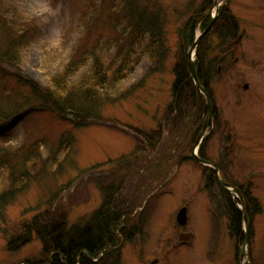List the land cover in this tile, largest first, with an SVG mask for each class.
<instances>
[{
    "label": "rangeland",
    "instance_id": "1",
    "mask_svg": "<svg viewBox=\"0 0 264 264\" xmlns=\"http://www.w3.org/2000/svg\"><path fill=\"white\" fill-rule=\"evenodd\" d=\"M189 1H148L150 10L165 11V43L161 51L157 49L165 53L164 59L152 60L148 42L135 47L127 71H132L134 63L136 68L109 94H103L104 100L110 95L115 102L105 100L101 119L81 126L74 118L63 119L53 112L23 113L9 122L12 132L5 143L0 127V149L16 153L23 145L37 143L34 153L38 150L40 155L29 168L31 180L24 189L0 206V264L50 260L52 254L31 229L33 219L43 216L65 222L67 228L87 226L111 200L110 195L129 211L116 226V249H107L94 264H264V0H220V5L229 1L242 39L237 44V39L209 34L203 46L211 45L210 51L194 56L202 61L204 71L217 64L208 92L219 116L195 153L202 158L204 152L206 160L220 167V178L242 192L243 202L238 194H230L234 207L246 211L248 217L247 229L242 216V241L230 228L229 197L211 178L210 170L195 162L192 147L187 148L192 120L195 126L200 122L204 126L208 118L201 94L199 111L190 99H177V107L186 105L189 118L195 115L192 123L171 129L176 116V112L169 114L176 101L175 70L184 51L188 57L191 49L190 45L183 51L180 30L192 15L185 11ZM102 2L106 0H0V10L10 6L18 17L35 21L39 28L35 40L23 50L22 75L47 85L85 43V9L93 3L100 8ZM202 2L196 1L199 8ZM107 11L97 10L96 16L104 21ZM127 21L123 18L118 24L96 29L91 38L102 35L98 55L106 66L115 62L116 69L121 63L119 46L109 41L115 35L113 28L122 35L127 32ZM202 32L199 25L196 37ZM226 42L234 46L226 49ZM8 71L19 73L12 67ZM27 109L31 108L22 111ZM59 139L64 140L60 147ZM182 154L193 158L180 162ZM6 185H10L8 180L0 176V193L6 192ZM183 207L188 208L184 227L177 222ZM183 234L190 240L180 241ZM25 239L29 240L23 244Z\"/></svg>",
    "mask_w": 264,
    "mask_h": 264
},
{
    "label": "trees",
    "instance_id": "2",
    "mask_svg": "<svg viewBox=\"0 0 264 264\" xmlns=\"http://www.w3.org/2000/svg\"><path fill=\"white\" fill-rule=\"evenodd\" d=\"M148 1L106 0L107 3L104 2L103 4L102 2L100 8L94 3L92 6H88L83 16V24H86V32L83 34L85 43L74 51L69 62L60 71L54 73L49 83L45 86L36 84L23 76L20 71L23 65V50L35 40L34 36H36V32L39 29L37 23L18 17L10 6L7 10H0V127L3 130L4 143L9 141L12 132L9 122L23 113L53 112L63 119L72 117L76 122L75 124L81 126H83L81 124L83 122L99 119L102 107L109 102H115L110 99V95H107V99H105L107 103L105 104V100L102 97L104 96L103 94H109L113 88L125 81L129 77L130 72L132 73L136 68V63H134L132 71H127L132 65L130 64L132 63L130 52L132 53L135 47L140 48L148 42L147 48L151 50L152 60L162 62L165 56V53L160 52L165 43L163 31L166 24L164 20L165 11L161 8L150 10ZM196 1L190 0L188 2L185 11L191 12L192 15L183 28L180 29L182 30L181 40L185 44L183 51L186 50L187 46L194 44L198 26L200 25L205 31L211 23L210 11L214 5V0H203L200 8ZM111 2L115 6L110 7ZM118 4L120 5L118 6ZM197 7V11L193 10ZM107 8L108 13L103 21L96 16V12L98 10L106 13ZM116 8H119L120 11L115 12ZM90 9L91 11H89ZM123 18L128 20L129 29L122 35L113 28L115 35L113 34L114 37L109 41L110 43L115 42L120 48L117 57L121 63L115 69V62L106 66L100 55H98L102 50V35L100 37L96 36L92 41L91 38L96 33V29L100 30L102 27H108L113 24L112 22L120 21ZM117 24L115 23L114 25L116 26ZM212 28L209 34L217 33L222 38L225 36L226 40H235L240 34L239 22L233 17L228 6L221 9L219 18ZM208 35L203 38L197 55L201 51H203L204 55L208 50L210 51L211 45L203 46L208 40ZM223 45L228 46L226 49L231 46L227 42ZM157 49L160 51H157ZM180 60L175 70L177 75V82L174 84L176 101L169 110L170 116H173V113L176 112L175 118L171 119V129H176L175 126H183L189 116L186 105L184 106V104L179 102L180 106L177 107L176 103H178V100L187 98L188 101L190 99V103L192 104L193 102L196 107L199 101L195 82H193V77L191 72H189L188 57L185 51ZM199 60H195L199 82L209 89L208 86L210 80L214 77L213 73L216 72L215 66L217 64L214 63L211 70L204 71V65ZM11 67L19 73L13 74L12 71L9 72L8 69H11ZM152 72H154V69L150 70V73ZM184 92L191 93V95L185 97ZM26 107L31 109L22 111ZM63 142V139H59L58 147L62 146ZM36 148H39L37 143L31 144V146L26 144L16 153H11L6 147H1L0 176L8 180L10 185H6L8 186L6 192L0 193V206H3L2 203L7 198L9 200L6 201V204L11 202L18 192L24 189L27 182L31 180V175L28 172L29 168L34 163V159L40 157L37 153L38 150L36 154L34 153ZM33 154L35 156H32ZM204 155V152H202L200 156L206 159ZM211 171L210 175L213 179L215 178V172ZM222 190L230 200V228L233 231V235L237 237L236 239L242 241L244 239L242 230L243 213L234 207L230 194L225 189L222 188ZM110 198V201L104 202L105 206L102 211L96 213L87 226L80 224L67 228L65 222H54L51 219L47 220L46 217L36 216L30 224L31 229L35 230L37 236L42 238L46 251L52 254L50 260L40 264H94L93 260L101 258L100 255L106 248L109 246L115 248L117 244L115 239L116 226L120 224L125 216L124 214L129 210L114 202L112 195H110ZM256 205L254 203L253 211L256 210ZM106 211L110 212L107 218ZM248 216L251 223H253V213L250 212ZM28 240L25 239L23 244ZM111 250L109 248V251Z\"/></svg>",
    "mask_w": 264,
    "mask_h": 264
},
{
    "label": "water",
    "instance_id": "3",
    "mask_svg": "<svg viewBox=\"0 0 264 264\" xmlns=\"http://www.w3.org/2000/svg\"><path fill=\"white\" fill-rule=\"evenodd\" d=\"M219 7H220L219 1L218 0H215V4H214V6L212 8V11L216 10V15H212V17H211L212 19H211V23H210L209 27L206 28V30L197 37V39H195L196 40L195 43L193 44V46L191 47V49L188 52V64H189V69H190L189 72H191V75H192L193 80H194L193 82H195L196 90L201 93V95L205 99V103L208 106V109H209V112H208L209 113V116H208V118H209V120L212 119V117L214 116L215 108H214L213 102L211 100V96H210L209 92H207L208 90L206 89V87H203V85H202L201 82H199L200 79L198 77V72H197V68H196V61H195L196 59H195L194 56H196V51H197V49H198V47H199V45L201 43V40H203V38L211 31V29H213L212 27H214L215 22H216V20L218 18V10H219ZM247 88H248V86H246V89ZM207 128H208V125L205 126V131L204 132H206V129ZM204 132H203V134H204ZM203 134H202V136H203ZM200 139H201V137H200ZM200 139H199V141H200ZM198 145H199V142L196 144L195 148ZM195 148H194V150H195ZM194 157L197 158V160L199 162H201V163H203L205 165L213 166L214 169H215V171H216L217 178H218V181H219L221 187H224L229 192H234V193L238 194L239 197H240V199H241V201L243 202V200H242L243 199V196H241L242 195L241 191L239 189H237V188H234L232 186H229V184H227V183H225V182H223L221 180V178L219 176L220 175L219 174L220 171L217 168V166H215L214 164H211L209 162H206V161L198 158L196 156V153H194ZM187 213H188V210L186 208H184V209H181V211L179 212V214L177 216V222L182 227H184V226L187 225V222H188V215H187ZM243 214H244L243 217L245 219V224H246V227L245 228H247L248 227V217H247L246 211H244ZM245 238H246V244H247L248 241H249L248 234H246V237ZM185 239H189V237L188 236H185V237H182L181 238L182 241L185 240ZM244 257H245V252L242 253V259H244Z\"/></svg>",
    "mask_w": 264,
    "mask_h": 264
},
{
    "label": "flooded vegetation",
    "instance_id": "4",
    "mask_svg": "<svg viewBox=\"0 0 264 264\" xmlns=\"http://www.w3.org/2000/svg\"><path fill=\"white\" fill-rule=\"evenodd\" d=\"M237 38V44L241 41V39H242V35H240L239 34V36L238 37H236ZM231 46H234V45H232L231 44ZM221 70V69H220ZM248 86V85H247ZM246 87V86H245ZM207 90L209 91V89L207 88ZM200 94L198 93V98H199V101L197 102L198 104V111L200 110V106H201V103L200 102H202V99H200V96H199ZM211 95V94H210ZM212 97V96H211ZM204 101V100H203ZM212 102H213V105H214V108H215V112H214V116L212 117V119H210L209 120V118H206V120H205V123H204V126H202L203 125V122H200V123H197V125L195 126V123L193 122V124H194V126H193V134H192V136H191V138H190V142H189V144L187 145L188 147V149L190 148V147H192V149L195 147L194 145H196L198 142H199V139H200V137H202V134H203V132L205 131V126L206 125H208L209 126V128L208 129H210L215 123H216V121L219 119V116H218V110H217V107H216V105H215V103H214V101H213V98H212ZM206 110H208L209 111V109H207L206 108V105H204V109H203V111H204V113L206 112ZM197 111V112H198ZM208 113V112H207ZM208 115H209V113H208ZM208 115H207V117H208ZM192 121H194V120H192ZM207 132V131H206ZM186 148V147H185ZM184 152H185V149L183 150ZM183 152V153H184ZM186 152H187V150H186ZM185 152V153H186ZM188 156H190V155H180L179 157L181 158L180 160V162H183V160L185 159V157H188ZM169 160H171V157H169ZM191 161V160H190ZM166 162H169V161H166ZM210 163H212L211 161H209ZM213 164H215V163H213ZM215 166H217V164H215ZM218 167V169L220 168L219 166H217ZM207 169H209L210 170V172H212L211 170H213V169H211V168H209L208 166H207ZM220 170V169H219ZM215 172V171H214ZM213 180H214V182H218V179H217V175H216V172H215V178H213ZM220 185V184H219ZM221 186V185H220ZM124 219H122V221H123Z\"/></svg>",
    "mask_w": 264,
    "mask_h": 264
},
{
    "label": "bare ground",
    "instance_id": "5",
    "mask_svg": "<svg viewBox=\"0 0 264 264\" xmlns=\"http://www.w3.org/2000/svg\"><path fill=\"white\" fill-rule=\"evenodd\" d=\"M203 87H205L204 84H203Z\"/></svg>",
    "mask_w": 264,
    "mask_h": 264
}]
</instances>
